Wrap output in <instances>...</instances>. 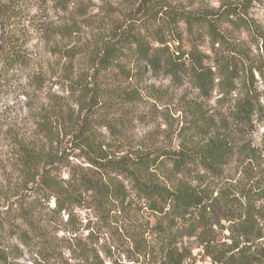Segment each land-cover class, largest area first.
Wrapping results in <instances>:
<instances>
[{"label": "trees", "instance_id": "obj_1", "mask_svg": "<svg viewBox=\"0 0 264 264\" xmlns=\"http://www.w3.org/2000/svg\"><path fill=\"white\" fill-rule=\"evenodd\" d=\"M28 1L0 0V22L13 20ZM50 1L64 8V0ZM253 1L189 10L164 0H133L128 18L108 31L97 50L93 82L138 81L148 71L186 80L205 99L216 90L220 109L211 116L212 123L197 113L188 127L190 133L177 149L137 151L112 158L103 148L92 114L99 108H111L115 99L132 101L134 91L124 86L90 87L79 74L77 88L83 100L77 114L64 119V112L57 111L60 107H52L51 114L63 119L59 121L63 129L66 122L63 138H68L71 148L81 150L95 169L63 165L59 149L43 154V149L21 143L20 166L26 174L31 175L32 165H42L35 177L22 185L18 197L0 209V264H27L18 259L21 246L30 248L36 240L43 241L44 247L36 251L31 264H53L57 253L51 231L56 220L64 223V232L76 234L73 210L83 205L86 194L100 214L109 212L110 204H118L123 211L145 209L156 216L151 228L166 233L191 219L195 211H205L210 182L223 174L237 142H242L238 151L248 164L259 161L258 149L250 147L249 137L258 127L264 128V26L240 13ZM240 28L249 31L246 39L235 35ZM24 40V35H0V93L9 91L18 78L16 71L30 63ZM203 44L205 50L199 48ZM215 118L218 124H214ZM210 123L217 129L203 140L205 126ZM106 126L114 136H122L118 129ZM42 128L48 142H53L49 118L43 117ZM196 223L194 228H201L206 242L209 264H264V228L255 222L251 211L234 227L240 237L229 243L217 244L214 237L208 238L203 216ZM71 239L74 264H105L91 234L85 240ZM135 248L142 252L137 240ZM184 259L169 249L158 264H182ZM64 264H69L66 258Z\"/></svg>", "mask_w": 264, "mask_h": 264}, {"label": "rangeland", "instance_id": "obj_2", "mask_svg": "<svg viewBox=\"0 0 264 264\" xmlns=\"http://www.w3.org/2000/svg\"><path fill=\"white\" fill-rule=\"evenodd\" d=\"M164 1L193 10L235 5L240 0ZM132 3L133 0H64L62 8L50 0H30L13 20L0 22V35L7 32L24 35V46L30 54V63L16 71L18 78L11 89L0 93V209L14 201L26 180L33 179L41 169L40 162L32 165L30 176L26 174L20 166L21 143L43 149V154L59 149L63 165L95 169L81 150L71 148L68 138L65 135L63 138L66 122L63 129L59 122L63 119L51 114L52 107H60L57 111L64 112V119L68 114H77L83 100L77 88L79 74L90 87L124 86L134 91L132 101L115 99L111 108H99L92 114L95 129L105 143L103 148L112 158L130 152L179 148L190 133L188 127L194 123L197 113L212 123L211 116L220 109L216 102L220 94L216 90L210 99H205L186 80L176 81L148 71L138 81H128L129 84L115 79L93 82L97 50L108 31L128 18ZM240 13L264 26V0L253 1L246 12L241 10ZM235 35L246 39L250 34L246 28H240ZM199 48L207 47L203 44ZM43 117L53 124V142H48L42 128ZM211 123L205 126L201 139H207L216 131L214 124H218V119ZM107 124L118 129L122 136H114ZM249 142L250 147L258 149L259 161L248 164L238 151L242 142H237L223 174L210 182L205 211H195L191 219L166 233H157L151 228L156 216L145 209L123 211L118 204H110V211L100 214L91 205L90 194L84 195L83 205L73 210L76 234L64 232V223L56 220L51 237L57 258L52 263L64 264L66 258L69 264H74L71 238L85 240L91 234V241L105 264L115 261L118 264H158L169 249L185 256L182 264H209L201 228H194L202 216L206 220L205 234L208 238L214 237L217 244L240 237L234 227L248 210L264 228V128L258 127ZM61 218L66 219L64 212ZM136 240L142 252L136 250ZM43 247L41 240H36L30 248L21 246L18 259L31 264L36 251Z\"/></svg>", "mask_w": 264, "mask_h": 264}]
</instances>
